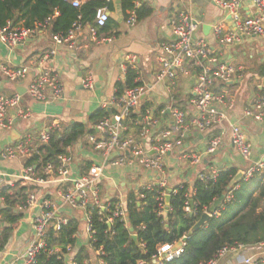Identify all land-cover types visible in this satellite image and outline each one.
<instances>
[{"label":"built area","instance_id":"2783aa9c","mask_svg":"<svg viewBox=\"0 0 264 264\" xmlns=\"http://www.w3.org/2000/svg\"><path fill=\"white\" fill-rule=\"evenodd\" d=\"M63 1L77 9L81 6V0ZM213 1L227 13L231 22L228 27L223 20L210 26V31L221 46L240 44L250 38L264 41V0H252V7L249 12H245L243 9L245 0ZM139 3L140 0H132L133 7L128 10L127 24L133 25L137 21L136 7ZM108 18L109 12L105 6L95 9L94 27L90 29L92 38H96L97 28L104 27ZM48 22L47 19L44 23L35 24L32 28L14 26L8 22L0 28V40L6 48L13 49L32 37L38 28L46 27ZM83 25L81 14L78 12L71 28L65 35L51 33L53 46L38 57L34 67L35 74L26 87V93L32 100L47 102L57 101L63 97V86L57 74L47 69L45 63L50 56L57 53L58 46L66 42L73 43ZM169 26L172 39L160 44L159 65L153 80L145 82L137 76L135 81L139 84L125 89L120 96L113 94L109 97L102 108L109 110L110 114L94 124L95 133L85 135L91 149L107 161L106 163L112 166H132L149 174L150 177L139 187L136 194L142 196L139 193L140 189H150L156 185L163 189L157 199V215L161 217H164L167 211L166 196L171 191L175 192L173 189L167 191L165 181L156 177V174L162 171L167 154L179 150L180 157L189 158L192 164H197L201 161L202 155L209 156L216 152L222 142L219 135L208 137L199 152L187 153L183 144L190 131L201 134L209 133L225 121V110L230 99L225 90L219 87L240 83L248 75L245 66L225 62L206 38L198 35L200 21L194 18L190 11L175 14L171 18ZM104 40L109 41L110 39L104 38ZM135 62L136 57L134 55L126 54L123 56L121 67L123 69H126L128 65L133 67ZM190 69L196 71L190 99L192 110L187 111L173 105L169 106L170 122L161 127L159 117L156 116L155 109L151 104L141 110L143 99L157 85H163L170 92L178 76ZM28 72L29 69L24 66L9 68L6 65H0V73L11 82H19L26 77ZM255 79L257 80L258 91L250 103L244 107L243 116L255 122L264 123V73L257 75ZM81 84L86 89H93L95 85L93 76L90 73L86 74L82 78ZM21 101L22 95L18 92L12 95L0 94L1 128L10 129L12 127L11 111L14 112L15 116L21 118L30 116L31 110L21 108ZM163 113H165V109L160 111V114ZM132 115L138 116V119H132ZM127 120L136 128L135 134L127 132L128 125L125 122ZM50 129L59 130L60 128L57 125H52L47 130L41 131L37 145L25 137L18 144L6 147L3 156L28 158L37 151L39 145L47 144ZM230 141L233 149L240 154L241 158L245 162H250L248 167L242 171L243 180H248L255 175L262 176L264 180V156L260 160H252L251 142L247 132L239 123L230 126ZM39 163V169L32 165L23 166L18 177L20 185H37L50 181L58 184L57 192L62 202L71 209L84 211V233L88 239H92L94 234L90 209L96 210L100 220H102L101 216L104 212L108 213V216L103 220L109 228L115 219L124 222L127 226V197L116 199L112 204L111 200H102L99 196L97 183L103 174V164H92L83 173H74L70 146H67L63 153L56 155L55 161ZM221 170L222 168L212 166L207 170L200 171L197 179L215 180ZM236 187L237 184L229 187L224 194L221 205L231 200L232 192ZM191 193L188 191L185 194L183 211L196 215L192 207L193 202L190 200ZM33 204H38L39 212L31 219L33 233L23 253L24 264H37L39 252L46 250L49 228L52 226L57 230L62 225H66L69 220L57 213L58 203L49 199L37 201L33 192L27 194L24 204L19 206V209ZM203 213H208L209 218L219 215L218 209L213 212L204 209ZM139 228H143V226ZM178 242H181L180 245L175 247ZM178 242L158 245L156 252L149 259L139 260L136 264H167L179 258L184 253V236ZM67 249L69 251L70 248L67 247ZM58 250L54 249V251ZM48 252L52 253L53 250L49 249ZM98 254H102V252L99 250L95 255ZM237 255L241 256L242 264H264V242L251 246L225 244L204 264H219L223 259ZM97 261L99 264H103L100 258H97Z\"/></svg>","mask_w":264,"mask_h":264},{"label":"crops","instance_id":"0c3cea01","mask_svg":"<svg viewBox=\"0 0 264 264\" xmlns=\"http://www.w3.org/2000/svg\"><path fill=\"white\" fill-rule=\"evenodd\" d=\"M86 1L88 0H81V4ZM97 1L104 2L103 6L109 12L106 28H97V36L94 39L90 31L94 27V23L84 22L73 43L66 42L58 46L57 53L50 56L45 63L47 69L57 74L63 86V97L57 101H34L26 93V87L35 74L34 67L38 57L53 46L48 27L38 28L32 37L13 49L6 48L0 40V65H6L9 68L24 66L29 69L26 77L19 82L8 81L0 73V94L12 95L19 90L18 93L22 95L20 107L31 110L28 118L15 116L11 111L12 127L10 129L0 127V192L4 188H9V195L19 192V187L22 186L18 177L26 159L19 156L4 157V149L18 144L25 137L37 145L40 132L47 130L52 125H57L60 128L62 123L64 125L74 122L87 123L89 116L101 109L104 102L114 94L115 83L124 79L125 69L121 67L124 55L131 54L136 57L133 68L136 69L139 79L145 82L153 80L159 65L160 44L172 39L169 23L178 12L190 11L191 15L200 21L198 35L204 36L215 52L229 64L235 65L234 62L239 53L238 47L244 46V44H253L257 40L264 47V41L257 38H250L240 44L223 47L210 30L206 34L203 26H211L221 20L227 27L231 25L227 13L220 9L213 0H140L138 6L146 4L151 8V13L140 20L137 19L133 25L126 23L127 13L131 8L124 7L125 0ZM251 3L252 0L243 2L245 12L251 10ZM104 38L110 40L105 41ZM242 55L245 60L254 59L255 62L251 66H245L248 75L244 81L219 87L225 90L230 99L225 110V121L209 133L201 134L190 131L183 144L187 153L199 152L208 137L219 135L222 138L220 148L209 156L202 155L201 161L197 164H192L189 158L180 157L179 150L167 154L162 171L156 174L159 180L165 181L167 191L186 184L191 193L199 172L212 166L222 169L233 168L236 173L244 171L248 167L250 162H245L232 147L230 141V126L232 124L239 123L247 132L252 145V160L263 158L264 123L244 117L243 109L258 91L255 77L264 67V49L244 50ZM88 73L93 76L95 81L93 89H86L81 84L82 78ZM195 74L196 71L190 69L178 76L170 92L163 85H157L143 99V104L149 103L155 109L161 127L170 122V114H166L169 106L173 105L187 111L192 110L190 99L195 83ZM162 109H165V113L160 114ZM129 125V133L135 134L137 130L130 123ZM223 150L226 151L223 152ZM70 151L73 156L72 170L74 173L81 174L92 164H103V174L97 183L99 196L102 200L123 199L127 197L128 193H136L150 177L139 168L128 165L112 166L106 163L107 161L91 149L85 136L73 143L70 146ZM32 186L31 190L26 191L24 202L27 194L33 192L37 201L49 199L58 203L57 213L60 216L78 220L79 227L75 245L65 255V264H71L74 253L83 245L89 246V239L84 233L85 213L80 209H71L62 202L57 192L58 184L55 182L50 181ZM23 203L21 205L16 203L13 207L14 212H19L21 217L14 223L7 241L0 248V264H24L23 253L33 233L31 219L39 212V207L38 204H33L19 209ZM4 204V196H0V206L3 207ZM5 225L7 223L3 221L0 214V228ZM93 255L91 250V257ZM241 260L240 255L231 256L223 259L219 264H242Z\"/></svg>","mask_w":264,"mask_h":264},{"label":"trees","instance_id":"16d2710c","mask_svg":"<svg viewBox=\"0 0 264 264\" xmlns=\"http://www.w3.org/2000/svg\"><path fill=\"white\" fill-rule=\"evenodd\" d=\"M104 2L88 0L77 9L63 0H0V28L8 22L14 26L32 28L35 24L48 22L51 33L65 35L71 28L78 12L83 22L93 23L95 9L103 6ZM124 7L132 8V0H125ZM55 13H57L55 15ZM151 13V8L146 4L136 7L137 19H142ZM108 22V20H107ZM106 22V24H107ZM103 28H106V25ZM264 73V67L259 70ZM137 71L128 65L125 69L123 80L115 83V96H120L125 89L139 84L135 81ZM143 104L141 110L149 107ZM158 113V112H157ZM110 111L104 108L93 112L87 123H68L60 126L59 130H49L47 144L38 146L37 151L25 159L24 165L40 168V163L55 161L56 155L63 153L67 146H71L81 137L95 133L94 124L108 116ZM132 119L138 116L132 115ZM127 132L130 131L128 120ZM136 130V128L134 127ZM54 150L52 155L50 150ZM236 174L233 168L222 169L215 180L197 179L193 184L190 200L193 202L195 214L185 213L183 205L188 186L182 184L170 192L169 203L164 217L157 215V199L163 191L159 186L150 189H140V194L128 193L126 203L127 226L118 219L113 221L109 228L103 220L108 213L104 212L102 220L94 209H90L94 234L89 239V246H81L73 255L74 264H94L91 261L93 254L101 251L96 257L103 264H136L139 260H147L156 252L158 245L163 243H176L184 236V253L177 259L167 264H204L210 260L223 245L242 244L246 246L264 242V180L262 176H253L248 180H241L232 192L230 201L217 207L219 215L211 217L199 229L190 232L192 226L208 209L212 203L228 190V184ZM250 186L247 190L244 187ZM32 185L19 187V192L8 194L9 188H4L0 196H4L5 204L0 206V214L7 225L0 228V248L7 241L13 230L14 223L21 217L19 212H14L16 203L22 204L26 191ZM15 197L20 198L17 200ZM115 200H111L114 204ZM222 202V201H221ZM24 204V203H23ZM113 206V205H112ZM223 208L221 209V207ZM143 226V228H139ZM79 223L76 219H69L66 225L59 229L52 226L48 230L46 250L40 251L37 264H65V255L68 249L74 247ZM132 227L133 231H129ZM137 236V242L132 235ZM89 247V248H88ZM58 248V251L54 249ZM49 249L53 252L49 253Z\"/></svg>","mask_w":264,"mask_h":264},{"label":"water","instance_id":"95a60500","mask_svg":"<svg viewBox=\"0 0 264 264\" xmlns=\"http://www.w3.org/2000/svg\"><path fill=\"white\" fill-rule=\"evenodd\" d=\"M204 28V31H206L205 33L207 34L210 30V26H203ZM19 92V90H17ZM166 114H169V110H166ZM50 150V153L52 155L55 154V151L54 150ZM243 179V172L242 171H239L237 172L233 177L232 179L230 180L229 184H228V187L227 189H229V187L231 186H234L236 184H238L241 180ZM169 198H170V195L168 194L165 198V202H166V205L168 206V203H169ZM224 198V195L222 194L221 196H219L213 203L212 205L208 208V211L209 212H213L217 209V207L220 205L221 201L223 200ZM209 220V214L208 213H203L200 218L195 222V224L192 226L190 232L196 230V229H199L202 225H204L207 221ZM129 231H133V228L130 227L129 228ZM132 239L137 242V236L135 234H133L132 236ZM181 242H178L176 244L175 247L179 246Z\"/></svg>","mask_w":264,"mask_h":264},{"label":"rangeland","instance_id":"374dc122","mask_svg":"<svg viewBox=\"0 0 264 264\" xmlns=\"http://www.w3.org/2000/svg\"><path fill=\"white\" fill-rule=\"evenodd\" d=\"M241 47H243V48H241ZM241 47H238L239 53H238V55L236 57V60L234 62L235 65L238 64V65H244V66H251L255 62L254 59H248V60L244 59V57L242 55V52L244 50H248L249 51L250 49H259V50H263L264 49L263 45H260L257 40H255L253 42V44H249V45L244 44V46H241ZM61 125L63 126L64 124L62 123ZM224 151H226V150H223V152ZM219 156H221V154H219ZM244 188L248 190L250 188V186L248 185V186H246ZM91 261H93L94 264H99L95 254L91 257Z\"/></svg>","mask_w":264,"mask_h":264}]
</instances>
